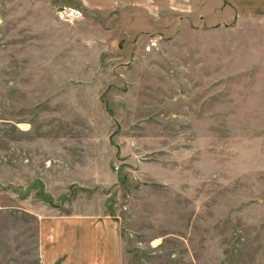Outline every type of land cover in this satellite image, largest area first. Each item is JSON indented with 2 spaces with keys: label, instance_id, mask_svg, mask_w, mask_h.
<instances>
[{
  "label": "rangeland",
  "instance_id": "374dc122",
  "mask_svg": "<svg viewBox=\"0 0 264 264\" xmlns=\"http://www.w3.org/2000/svg\"><path fill=\"white\" fill-rule=\"evenodd\" d=\"M200 0H0V264L39 215H109L124 264H264V24Z\"/></svg>",
  "mask_w": 264,
  "mask_h": 264
},
{
  "label": "crops",
  "instance_id": "0c3cea01",
  "mask_svg": "<svg viewBox=\"0 0 264 264\" xmlns=\"http://www.w3.org/2000/svg\"><path fill=\"white\" fill-rule=\"evenodd\" d=\"M197 8L207 29L236 30L243 24H264V0H200ZM39 218L41 264H124L121 225L113 217L41 214Z\"/></svg>",
  "mask_w": 264,
  "mask_h": 264
}]
</instances>
